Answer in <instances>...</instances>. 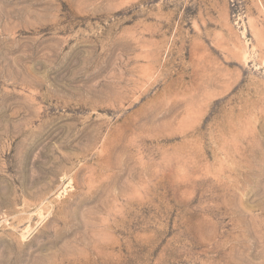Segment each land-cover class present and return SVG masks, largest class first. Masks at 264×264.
<instances>
[{"label":"rangeland","instance_id":"1","mask_svg":"<svg viewBox=\"0 0 264 264\" xmlns=\"http://www.w3.org/2000/svg\"><path fill=\"white\" fill-rule=\"evenodd\" d=\"M0 264H264V0H0Z\"/></svg>","mask_w":264,"mask_h":264}]
</instances>
